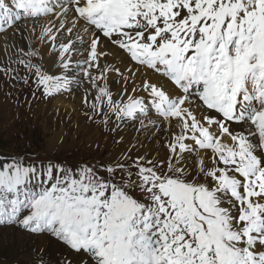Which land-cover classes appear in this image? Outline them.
<instances>
[{
	"label": "snow or ice",
	"instance_id": "6c2138e0",
	"mask_svg": "<svg viewBox=\"0 0 264 264\" xmlns=\"http://www.w3.org/2000/svg\"><path fill=\"white\" fill-rule=\"evenodd\" d=\"M0 41L33 98L86 84L89 121L166 134L162 156H0V227L61 264H264V0H0Z\"/></svg>",
	"mask_w": 264,
	"mask_h": 264
},
{
	"label": "rangeland",
	"instance_id": "374dc122",
	"mask_svg": "<svg viewBox=\"0 0 264 264\" xmlns=\"http://www.w3.org/2000/svg\"><path fill=\"white\" fill-rule=\"evenodd\" d=\"M19 38L23 40L25 35L15 38L17 44L20 41ZM2 45L3 42L0 41V47ZM18 45L23 47L26 44L19 43ZM16 51L15 48H12L6 54L0 50V67L16 68L17 65L9 64L8 60L9 57L12 60L17 59L14 54ZM20 75H25L22 68ZM33 90L32 86L25 85L22 81L10 80L3 73H0V156H24L26 162H31L33 159L69 163L81 160L106 161L116 157L133 144L134 141L131 137H127L123 143L125 148L117 146L119 134H116V122L112 118H110L106 131L102 124L89 121L85 115L86 109L82 104L76 110H67L70 111L69 115L61 110L64 116L60 117L55 113L57 106H52L55 99L41 97L39 92L33 98ZM144 140L145 136L138 133L135 153L141 148L139 144L144 146ZM146 143L149 144V140ZM135 153L133 152V154ZM8 228L0 227V233L7 232ZM51 241L47 242L46 246L41 247L26 245V247L28 246L27 251L30 254L33 251L38 253L43 248L45 251L42 256L44 257V253L53 254L50 251L52 247L59 251L61 257L64 249L56 241ZM1 247L5 248L6 246ZM29 248H33L32 252ZM58 258L48 259L49 264H61V260L57 261ZM9 260L6 264H39L36 261L21 260L19 254L11 255Z\"/></svg>",
	"mask_w": 264,
	"mask_h": 264
},
{
	"label": "bare ground",
	"instance_id": "6f19581e",
	"mask_svg": "<svg viewBox=\"0 0 264 264\" xmlns=\"http://www.w3.org/2000/svg\"><path fill=\"white\" fill-rule=\"evenodd\" d=\"M24 35H25V38L23 40H20V38H19L20 41L18 42V44L23 43V44L27 45V44H30L32 42L27 37L26 33ZM2 42L3 41H1V43ZM13 43L17 44V42H15V41H12V40L8 41L9 45H11ZM11 49L12 48L10 47L9 51H11ZM0 50L2 52H4L3 45L0 47ZM5 59H6V57H5ZM53 70L54 71L56 70L55 67L53 68ZM108 86H109V89L113 92V94L117 95V94L121 93V91H122L123 82L120 80V78L118 76H116L115 73H112V74H110V77L108 80ZM86 87H88V86L86 84H84L82 87L77 89L76 86L73 85L72 91L53 96L51 98V100H53V99H55V100L53 101L52 106H57L55 113L61 117V116H64V115H62L61 110H64V113L69 115L70 111H67V110H73V109L76 110V108L79 107L81 104L83 105L82 97L84 95V88H86ZM112 120H115V119L112 118ZM137 127H138V125L134 126V125L128 124V125L124 126L123 128H116V134L117 133L119 134L118 138H119L120 143L117 144V146L119 148H125L123 146V143L127 137H131L132 141H134L133 144L137 145L136 139H137L138 133H139L136 130ZM140 134L145 136L144 146L142 144H139V145H141V148H140V150L137 149L141 154H143L144 152H148L149 155H152L153 153L159 152L161 156L163 155V150L161 147V141H163L166 138V134L163 131L156 133L155 137L148 136L144 133H140ZM148 140H149V144L146 143V141H148ZM140 142H142V140H140ZM133 152L135 153L134 149H133ZM8 229H9L8 231L6 230L7 232L0 233V240H1V242H0V264H6L7 262H9L10 256L13 254H17V255L19 254L21 260H27L29 262L36 261V263L39 262V264H43V263L49 264L48 259L53 260L56 257H59L57 259V261L61 260L59 251L54 250L52 247L50 248V251L53 254H45L44 253V257L42 256L43 255L42 253L45 251L43 248H41L38 253L35 251L32 252L33 248L32 249L29 248L31 250L32 254H30L27 251L28 246L26 247V245H29L30 247L46 246L47 242H52L49 238H46V237L45 238H39L38 237V238L33 239L28 234L22 233L17 229L16 230L13 228H8ZM1 246H6V247L5 248L3 247L4 248L3 249ZM60 251H61V249H60ZM11 252H13V253H11ZM35 253H37V254H35Z\"/></svg>",
	"mask_w": 264,
	"mask_h": 264
}]
</instances>
